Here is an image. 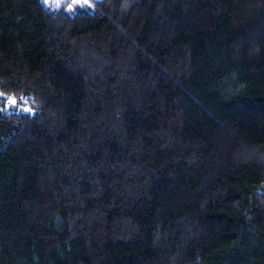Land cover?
<instances>
[{
  "label": "trees",
  "instance_id": "1",
  "mask_svg": "<svg viewBox=\"0 0 264 264\" xmlns=\"http://www.w3.org/2000/svg\"><path fill=\"white\" fill-rule=\"evenodd\" d=\"M70 2L0 0V264H264V0Z\"/></svg>",
  "mask_w": 264,
  "mask_h": 264
},
{
  "label": "rangeland",
  "instance_id": "2",
  "mask_svg": "<svg viewBox=\"0 0 264 264\" xmlns=\"http://www.w3.org/2000/svg\"><path fill=\"white\" fill-rule=\"evenodd\" d=\"M42 2H43V4L45 5V6H53V5H55L56 3H58L59 1H61V0H41ZM74 1L75 0H71V2L69 3V7L70 6H72V4L74 3ZM84 1H87L88 2V0H84ZM8 103L10 104V105H14V102L12 101V100H8ZM21 109H23V110H28V108L27 107H22Z\"/></svg>",
  "mask_w": 264,
  "mask_h": 264
}]
</instances>
